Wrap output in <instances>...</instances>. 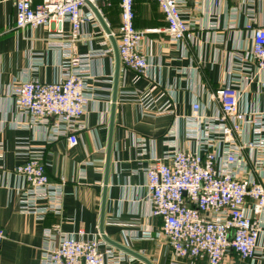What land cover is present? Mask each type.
Returning a JSON list of instances; mask_svg holds the SVG:
<instances>
[{"label":"crops","instance_id":"obj_1","mask_svg":"<svg viewBox=\"0 0 264 264\" xmlns=\"http://www.w3.org/2000/svg\"><path fill=\"white\" fill-rule=\"evenodd\" d=\"M100 6L111 29L117 31L119 0H113L111 6L102 1ZM183 10L195 34L192 43L176 46L164 33L148 34L143 48L157 68L144 76L121 64L115 107L105 232L154 264H172V259L166 242L142 238L145 227L161 223L160 218L149 216L144 186L149 156L152 152L162 156L170 149L167 141L172 128L178 130L176 141L181 149L194 147L186 131L195 98L201 100L204 115L212 116L218 111L219 104L209 98L210 92L222 85L233 63L232 54L238 49H251L252 31L247 25L264 23V0H253L252 5L220 0L214 6L189 1ZM135 12V25L140 30L166 26L163 12L154 1L137 0ZM16 13V0H0V143L4 147L0 161V227L5 231L0 264H40L45 227L59 225L65 232L84 228L91 235L99 234L116 57L102 27L87 24L85 36L77 40L75 48L89 58L90 76L86 80L97 96L88 103L76 145L70 146L64 136L49 141L46 127L25 125L27 119L16 109L10 92L31 65L33 56L41 58L33 77L43 82L59 79L63 50L51 43L64 42V37H53L55 31L45 26L17 29ZM64 33H70L69 23ZM110 48L113 49L106 51ZM237 67L242 69L233 70L238 75L253 76L243 104L264 109V74H256L250 61ZM138 137L147 139L146 154H141ZM30 148H44L50 179L65 183L61 216L48 213L38 219L19 209L21 181L14 169L27 160ZM260 246L254 261L230 251L221 264H264V233ZM123 253L124 264H147ZM178 262L209 264L206 256Z\"/></svg>","mask_w":264,"mask_h":264},{"label":"built area","instance_id":"obj_2","mask_svg":"<svg viewBox=\"0 0 264 264\" xmlns=\"http://www.w3.org/2000/svg\"><path fill=\"white\" fill-rule=\"evenodd\" d=\"M102 1L111 6L113 0H16L17 29L45 26L55 31L53 37H64V42L51 43L63 50L59 79L43 82L33 77L41 63V58L33 56L31 65L10 92L16 109L27 119L25 125L46 127L49 141L64 136L70 146L76 145L79 130L84 127L82 117L89 101L97 96L86 80L90 76L89 58L78 54L75 44L85 36L87 24L102 27L95 9L107 21L100 6ZM136 1L119 0L117 31L107 23L116 38L121 64L148 76L157 65L143 48L145 37L164 33L176 46L192 43L195 34L183 7L189 1L214 6L220 0H150L160 6L166 26L143 30L135 25ZM66 23L70 24L67 35ZM247 26L252 31L251 49H238L232 54L233 63L222 85L209 94L211 100L218 102V111L206 116L199 98L192 104L186 136L194 147L181 149L176 141L178 130L172 128L167 141L170 149L162 156L152 152L144 169L149 216L160 218L161 223L145 227L142 238L166 242L172 264L200 256H206L209 264H221L230 251L254 261L262 249L264 109L243 104L253 76L238 75L233 70H242L237 66L250 61L256 74H264V23ZM103 32L110 39L104 29ZM137 144L141 154H146L147 139L138 137ZM3 149L0 143V161ZM26 154L27 160L14 169L21 181L20 211L38 219L48 213L61 216L66 194L64 181L50 179L44 148H30ZM43 236L40 264H124L126 258L124 251H118L100 232L91 235L84 228L65 232L53 225L43 229ZM4 239L5 231L0 227V248Z\"/></svg>","mask_w":264,"mask_h":264},{"label":"water","instance_id":"obj_3","mask_svg":"<svg viewBox=\"0 0 264 264\" xmlns=\"http://www.w3.org/2000/svg\"><path fill=\"white\" fill-rule=\"evenodd\" d=\"M96 15L103 27V29L106 31L107 34H109V38L112 42L114 53L116 57V69H115V77H114V88H113V103H112V111H111V120L109 124V141L107 146V155H106V163H105V177H104V183H103V192H102V203H101V217H100V227L99 232L101 236L110 244L117 247L118 249H121L122 251L137 257L141 260H143L147 264H154L153 261H151L148 257L142 255L141 253L137 252L136 250L132 249L131 247H128L127 245H124L111 237H109L105 232V209H106V202H107V192H108V184H109V171H110V164H111V151H112V142H113V129H114V119H115V107L117 102V93H118V82H119V72L121 67L120 62V56H119V50L116 38L114 37L107 21L103 17V15L97 10Z\"/></svg>","mask_w":264,"mask_h":264}]
</instances>
